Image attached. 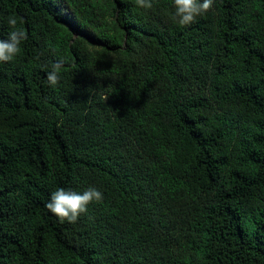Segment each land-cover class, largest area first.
Wrapping results in <instances>:
<instances>
[{
  "label": "trees",
  "instance_id": "16d2710c",
  "mask_svg": "<svg viewBox=\"0 0 264 264\" xmlns=\"http://www.w3.org/2000/svg\"><path fill=\"white\" fill-rule=\"evenodd\" d=\"M153 4L0 0V264H264V0Z\"/></svg>",
  "mask_w": 264,
  "mask_h": 264
},
{
  "label": "clouds",
  "instance_id": "9594fccd",
  "mask_svg": "<svg viewBox=\"0 0 264 264\" xmlns=\"http://www.w3.org/2000/svg\"><path fill=\"white\" fill-rule=\"evenodd\" d=\"M135 4L138 8L145 10L154 7L153 0H135ZM212 5L213 0H172V15L179 25L187 26L193 24L198 17L210 10ZM8 23L15 26L17 21L11 19ZM24 39L25 33L22 30L9 31L6 38H0V63L13 61L21 53ZM59 76V68L55 67L47 74V80L55 86ZM103 195V192L95 186L84 191L61 187L51 193L45 207L61 221L75 223L81 214L87 211L88 206L93 202L101 201Z\"/></svg>",
  "mask_w": 264,
  "mask_h": 264
}]
</instances>
